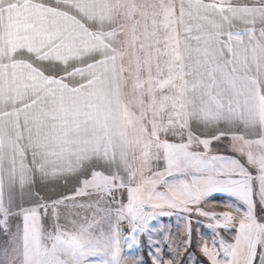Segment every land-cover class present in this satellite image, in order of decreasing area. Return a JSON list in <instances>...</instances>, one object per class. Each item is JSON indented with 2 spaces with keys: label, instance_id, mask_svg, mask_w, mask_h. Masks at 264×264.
<instances>
[{
  "label": "snow or ice",
  "instance_id": "obj_1",
  "mask_svg": "<svg viewBox=\"0 0 264 264\" xmlns=\"http://www.w3.org/2000/svg\"><path fill=\"white\" fill-rule=\"evenodd\" d=\"M0 264H264V0H0Z\"/></svg>",
  "mask_w": 264,
  "mask_h": 264
},
{
  "label": "rangeland",
  "instance_id": "obj_2",
  "mask_svg": "<svg viewBox=\"0 0 264 264\" xmlns=\"http://www.w3.org/2000/svg\"><path fill=\"white\" fill-rule=\"evenodd\" d=\"M220 151L224 152L226 150L221 148ZM228 154L231 155V153H228ZM93 199H95V197H93ZM229 202L230 203H237L235 198L231 197L230 194L216 193L206 203L205 207L211 211H223V210H226L224 208L225 203H229ZM75 211H78L82 217L91 215L90 210L77 209ZM193 219L194 220H196V219L200 220V223H194L193 224V229H194V233L196 234V236L198 238L201 236H203L205 238L211 237V230L209 228L205 227V225L208 223V221L202 217L197 218L195 216L193 217ZM45 223L47 226L48 222L46 221ZM152 223H153V225H156V226H167L171 229L172 234L176 235L178 233L180 226L182 225L183 221L175 215H173V216L160 215ZM225 235H229V234L225 233ZM192 259L194 260L195 258L193 257ZM201 259H203V258L201 257Z\"/></svg>",
  "mask_w": 264,
  "mask_h": 264
},
{
  "label": "crops",
  "instance_id": "obj_3",
  "mask_svg": "<svg viewBox=\"0 0 264 264\" xmlns=\"http://www.w3.org/2000/svg\"><path fill=\"white\" fill-rule=\"evenodd\" d=\"M118 46H119V45H118ZM125 63H128V59L125 60ZM125 92H126L128 98L131 99V98H132V92H131L130 87L127 88V89H125Z\"/></svg>",
  "mask_w": 264,
  "mask_h": 264
}]
</instances>
